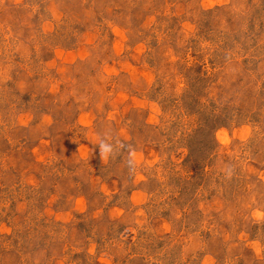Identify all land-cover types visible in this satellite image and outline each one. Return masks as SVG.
<instances>
[{
    "label": "rangeland",
    "instance_id": "374dc122",
    "mask_svg": "<svg viewBox=\"0 0 264 264\" xmlns=\"http://www.w3.org/2000/svg\"><path fill=\"white\" fill-rule=\"evenodd\" d=\"M0 264H264V0H0Z\"/></svg>",
    "mask_w": 264,
    "mask_h": 264
}]
</instances>
